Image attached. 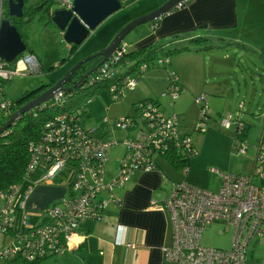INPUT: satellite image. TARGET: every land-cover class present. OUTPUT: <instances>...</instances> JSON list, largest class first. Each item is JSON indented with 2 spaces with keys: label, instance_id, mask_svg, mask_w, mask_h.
<instances>
[{
  "label": "built area",
  "instance_id": "2783aa9c",
  "mask_svg": "<svg viewBox=\"0 0 264 264\" xmlns=\"http://www.w3.org/2000/svg\"><path fill=\"white\" fill-rule=\"evenodd\" d=\"M4 2L0 0V28L5 18ZM54 2L59 10L70 11L73 6V0ZM156 27L152 24L150 30L155 31ZM127 48L129 46L122 42L116 53L103 64L101 71L86 78L80 88L101 89L103 84L109 82L104 89L115 101L125 91L134 90L140 81L139 75L149 68L146 64H140L136 68L138 74L120 75V60ZM11 63L12 67L8 68L7 65ZM11 63L0 60V91L3 80L42 72L39 60L31 53L21 54ZM168 65L169 59L163 56H159L154 63L155 67L162 69ZM180 92L177 75L169 72L162 95L174 102ZM73 95V92L66 95L63 91L58 92L48 101L49 104L40 105V110L52 108L53 111L43 127L41 138L28 146L30 157L26 173L34 174L38 169L41 174L23 192H20L21 184L12 185L7 192L0 191V236L6 237L10 230H14L16 211L24 210L31 187L54 179L65 166L70 170L67 196L46 207L45 224L32 227L24 217L23 224L27 229L19 233L14 230L12 243L0 249V258L4 261L19 257L31 262L73 251L79 244V226L89 219H101L110 204H118L112 192L125 187L135 173L156 172L158 156L163 159L175 156L174 159L182 160L198 154L190 138L180 133L178 116L165 114L153 101L147 100L139 103L136 118L116 121V129L136 130L132 137L121 143L123 155L118 162V172L107 179L105 166L109 161L108 151L117 143L102 139L98 129H85L81 125L87 106H67L66 101L69 103ZM195 102L201 110L200 122L204 123L210 111L207 99L201 95L195 98ZM0 109L8 114L9 103H1ZM219 123L222 128H233L234 134H239L233 140V150L237 156L246 155V138L240 136L246 125L232 116L221 118ZM204 130V124L197 128L198 132ZM182 170L185 172L186 166ZM215 173L219 181L217 191L177 184L164 202L163 208L168 214L173 237V245L161 249L165 262L246 264L253 242L264 238V132L258 139L253 169L249 175L222 171ZM103 194H106V199L101 198ZM211 223L222 224V232L232 229L230 248L214 249L201 245L203 229Z\"/></svg>",
  "mask_w": 264,
  "mask_h": 264
},
{
  "label": "rangeland",
  "instance_id": "374dc122",
  "mask_svg": "<svg viewBox=\"0 0 264 264\" xmlns=\"http://www.w3.org/2000/svg\"><path fill=\"white\" fill-rule=\"evenodd\" d=\"M119 1L122 4H127L106 18L89 33L81 45L75 46L72 50V46L63 40L62 33L45 13L38 9L35 13L29 15V19L24 17L21 26H18L19 33L27 47L23 54L32 53L36 56L42 66V72L40 74L14 76L9 81H1L0 104L4 101L13 103L28 91L42 85L58 82L76 64L108 47L117 33L131 21L154 12L168 0ZM26 2L27 5L28 2H31L37 6L41 0H25V5ZM234 7L237 25L229 30L230 32H220L227 38L220 45H217L221 49V53H227V58L216 66V71L220 75L218 74L214 80L217 86L215 92H218L217 94L221 96L220 99L227 101L225 110L220 108L217 111L221 114L219 116L216 112L210 110L206 122L201 123V110L196 104L195 98L185 100L182 103L184 114L179 116L184 122L181 121L179 127L181 131H179L188 135L198 154L190 160L185 172L174 169L161 156L156 158L158 164L172 173L176 183H185L212 192L217 191L219 187L215 171H234L233 173L249 171L251 160L255 156L257 139L260 133L264 132V0H235ZM51 8L53 11L57 9L55 2L52 3ZM151 33H154V31L150 30V23L133 29L124 38V42L129 45L128 50L137 49V41L151 35ZM189 46L191 48L196 46L201 49L204 47L203 44ZM163 50L166 52L170 48L168 45H164ZM12 65L8 64L7 67L10 68ZM161 69L159 68V70ZM124 72L125 69L120 70V74ZM157 72V69H153L151 73ZM147 76L148 74H143L138 86L134 90L125 91L119 100H113L107 91L98 94L96 92L92 96L89 93L80 100L82 106L87 105L86 114L81 120V125L90 130L98 128L101 133H104V138L117 143L109 150L110 161L105 166L107 174L114 175L118 172V160H120L123 151L121 143L132 137L136 130L116 129V121L127 116L129 118L136 117V111L132 103L154 96L145 84L148 82ZM157 81L156 88L159 89L163 86V82L159 83L160 79H157ZM163 90L164 88L161 89L159 94L156 93V96L159 97L161 102V109L164 108V112L169 115L174 113L172 112L174 107H179L180 100L171 105L170 99L162 95ZM206 99H210V96H207ZM87 101L88 103H86ZM240 105L243 108L236 111V107L239 109ZM7 116L6 111L0 109V124ZM227 116H232L242 122L244 120L250 126L249 131L246 133V155L237 156L232 148L233 128L226 130L221 127L218 121L220 117ZM200 124L205 125L203 132L197 131ZM116 162L117 166H115ZM69 173L70 170L65 166L49 182L66 186ZM254 182L257 183V180L255 179ZM104 195L103 199H106V194ZM0 205H2L1 199ZM29 215L38 217L33 218L29 223V225L35 227L42 221L39 215L44 214L42 212H30ZM20 228L21 225L16 228V231L19 232L17 229ZM223 230L224 226L219 223H211L205 226L202 232L201 245L214 249L230 248L232 229L229 228L222 232ZM0 247L4 248V244L0 243ZM45 261L49 262L51 260L47 259ZM0 264H14V262L8 261L5 263L3 259H0ZM246 264L250 263L247 261Z\"/></svg>",
  "mask_w": 264,
  "mask_h": 264
},
{
  "label": "crops",
  "instance_id": "0c3cea01",
  "mask_svg": "<svg viewBox=\"0 0 264 264\" xmlns=\"http://www.w3.org/2000/svg\"><path fill=\"white\" fill-rule=\"evenodd\" d=\"M29 3L27 5L26 2V6H29ZM234 6L235 0H186L179 8L170 11L160 19L154 33L137 41L136 47L154 43L157 47L168 45L170 50L188 48V50L170 57L167 69H157V73H151L152 70H148L144 73L148 74V82L145 84L154 94L153 97L147 99L156 100L160 105L161 102L156 93L159 94L162 88L165 91L169 72H174L177 75L182 92L175 100H180L179 107H174L173 111L171 110L174 113L170 114L178 116L179 127L183 121L179 116L184 114L182 103L185 100L201 95L210 96V99H207L209 109L211 112H216L218 116L221 114L217 111L220 108L224 110L226 108L227 101L220 99L221 96L215 92L217 86L214 80L219 74L216 71L217 64L227 58V53H221V49L217 46L227 38L220 32L229 31L237 25ZM180 34L182 36H175ZM197 37L203 39L194 42L193 39ZM199 44H203L204 47L201 49L189 46ZM142 77L143 75L140 77L139 83ZM157 79H160L159 83L163 82V86L159 89L156 88ZM175 101H170V104L174 105ZM134 104L132 103L133 107ZM236 108L238 111L243 106L239 109ZM162 110L165 111L164 108ZM221 118L223 117H220L219 120ZM243 123L248 126L249 131V124L244 120ZM179 130L181 131L180 128ZM180 133L182 134V132ZM262 133L263 131L259 137ZM105 140L107 139L105 138ZM254 157L248 172H235V174L249 175L253 169ZM156 164L158 167L156 172L135 173L125 187L115 189L112 194L118 204H110L101 219H89L79 226V244L73 251H67L50 258L49 262L44 260L39 264H172L165 262L161 253L162 248L173 245L171 224L163 207L173 186L178 183L167 168H163L157 161ZM115 166H117V162ZM112 176L107 174V179ZM66 196L67 185H57L48 181L31 187L24 210L16 211L14 230L20 225L21 228L17 229L19 232L26 230L27 227L23 224L24 217H27L29 224L33 218H38L36 215H29L30 212L44 214L48 205L58 202ZM104 197L105 195H102L101 198ZM39 216L42 221L38 225H42L46 215ZM12 240L10 236H0V243H3L4 247L10 245ZM2 248L0 247V249ZM247 261L250 264H264V238L253 242L247 254ZM14 264L17 263L14 262Z\"/></svg>",
  "mask_w": 264,
  "mask_h": 264
},
{
  "label": "trees",
  "instance_id": "16d2710c",
  "mask_svg": "<svg viewBox=\"0 0 264 264\" xmlns=\"http://www.w3.org/2000/svg\"><path fill=\"white\" fill-rule=\"evenodd\" d=\"M129 1H133V0H129ZM52 3H54V0H41V2L37 4V6H35L34 4L29 5V6L25 5L23 8V13H24L23 19H19L20 21L15 22L16 20L14 18L12 19L9 18L10 22L12 25H14L17 28L19 32L18 26L19 24H22L24 17H27L29 19V15L31 13H35L38 9L41 12L45 13L46 16L51 19L50 9H51ZM126 4L127 3L122 4V6H125ZM6 17L8 19L7 10L5 12V18ZM159 22H160V19L156 20L153 24L158 26ZM175 36L179 37L182 35L180 34V35H175ZM200 39H203V38L197 37L193 39V41L198 42ZM74 48L75 46H72L71 50ZM128 49L129 48L126 49V52L124 53L123 58H121L120 60V64H119L120 68H118L119 74H120L121 69H125L124 73H126L127 75L138 74V71H136V68L140 64L148 65L149 70L157 69V67L154 66V63H155V60L159 56H163L167 59H170V57L174 56L175 54H179V53H182L188 50V48H175V49L167 50L166 52H164L163 47H157L156 45H154V43H151L150 45H143L131 51ZM99 62H100V59H94L92 61H87L81 66V68L77 72L73 74V77L75 79L72 80L68 86H66V87L71 88V91L64 92L65 95L71 92L74 93L73 97L70 99V102L68 103V101H66L67 106H71L75 104L79 105L80 100L83 99V97L87 96L89 93H91V96H92L96 92L98 94L99 92L105 91L106 86L108 85L109 82L107 84H103L102 85L103 88L101 89H98L96 87L92 89L82 90L80 88L82 84L75 86L80 81V79L86 73L91 71ZM103 67L104 65L99 66L90 75H94L98 71L100 72ZM90 75H88L87 78ZM142 75L143 74H140L139 76L141 77ZM53 84L54 82L48 85L39 86L38 88L34 90L28 91L13 103L4 101V102L9 103L10 112L7 114L8 116L4 119V121L0 125L4 124L9 119V117L13 113H15L22 105L35 99L39 95V93H41L45 89L50 88L51 86H53ZM117 84H120V82L117 81ZM1 91H2V86H1ZM1 91H0V95H1ZM147 100L153 101L155 105H158L161 108L160 103L158 101L153 100V99H145L143 101H139L134 104L136 115H137V108H138L139 103L147 101ZM46 104H49V102ZM40 109H41V106H39L36 109H32L30 112L25 113L24 115L20 116L18 119L15 120L12 126H10L5 132H3L0 135V191L7 192L12 185L21 184L20 192H22V189L28 186L32 182V180L37 179V177L40 176L41 174V171H39L38 169L35 171L34 174L26 173V167H27L29 157H30L28 146L30 142L35 141V140L38 141L41 138L43 131H44L43 127L48 117L51 116L52 114L51 111H53L52 108L48 110H40ZM126 118H129V117H126ZM134 118L136 117H132V119ZM98 132L101 138L105 140V138L103 137L104 133H101V130L99 131V129H98ZM247 132H248V126L246 125L245 128L241 131L240 136L246 137ZM238 135L239 134H234L232 136V148H233V140L239 137ZM107 140H110V139H107ZM108 156H109V151H108ZM174 158L175 156H171V157L168 156L165 158V160L168 161V163L172 165L174 169H177V170L178 169L182 170L184 166L188 167L189 162L192 159L191 158V159L179 160V159H174ZM46 219H47V216H45V221ZM45 221H44V224H45ZM14 234H15L14 230H10V232H8L5 236L13 237ZM52 257L54 256L44 257L43 259H36L35 261H31V262H28L25 259H21L17 257L9 261L15 262L17 264H39L42 261L50 259ZM6 262L7 260L5 261V263Z\"/></svg>",
  "mask_w": 264,
  "mask_h": 264
},
{
  "label": "water",
  "instance_id": "95a60500",
  "mask_svg": "<svg viewBox=\"0 0 264 264\" xmlns=\"http://www.w3.org/2000/svg\"><path fill=\"white\" fill-rule=\"evenodd\" d=\"M186 0H168L160 8L154 12L139 17L131 21L127 26L121 29L108 47L96 55L89 57L82 62L76 64L62 79L54 83L48 89H45L39 95L22 105L9 119L0 125V135L5 132L20 116L30 112L51 100L58 92H69L71 88L65 85L72 78L81 66L94 59H100V62L88 73H86L80 81L75 85H81L84 80L94 72L99 66L106 63L110 57L116 53L124 38L136 27L152 23L161 19L170 11L180 7ZM25 0H8V16L9 18L23 19V8ZM122 4L119 0H73V6L70 11L56 9L51 12V21L56 28L62 33L63 40L72 46L81 45L89 33L99 26L106 18L120 10ZM3 19L0 28V60L6 63H11L18 55H21L26 50V45L23 42L17 28L11 24L10 19Z\"/></svg>",
  "mask_w": 264,
  "mask_h": 264
},
{
  "label": "flooded vegetation",
  "instance_id": "af4514ba",
  "mask_svg": "<svg viewBox=\"0 0 264 264\" xmlns=\"http://www.w3.org/2000/svg\"><path fill=\"white\" fill-rule=\"evenodd\" d=\"M8 1V0H7ZM29 5H33V3H29ZM4 8L6 9L7 8V2H6V0H5V2H4ZM6 12V11H5ZM4 16H5V13L3 14ZM18 21H20L19 19H17L15 22H18ZM19 26H20V24H19ZM75 78L72 76V78L68 81V83L65 85V86H68L69 84H70V82L72 81V80H74Z\"/></svg>",
  "mask_w": 264,
  "mask_h": 264
},
{
  "label": "clouds",
  "instance_id": "9594fccd",
  "mask_svg": "<svg viewBox=\"0 0 264 264\" xmlns=\"http://www.w3.org/2000/svg\"><path fill=\"white\" fill-rule=\"evenodd\" d=\"M183 5V4H182ZM179 8V7H178ZM177 9V8H176ZM7 11H8V7H7ZM50 11L52 12L53 10H52V8L50 9ZM8 18H9V16H8ZM4 19H7V17L6 18H4ZM155 22V21H154ZM154 22H152V23H150V26L154 23ZM157 28V27H156ZM124 42V41H123ZM126 43V42H125ZM129 46V45H128ZM32 54V53H31ZM19 56V55H18ZM170 60V59H169ZM41 68H42V66H41ZM157 69H159V68H157ZM163 69H167V67L166 68H163Z\"/></svg>",
  "mask_w": 264,
  "mask_h": 264
}]
</instances>
